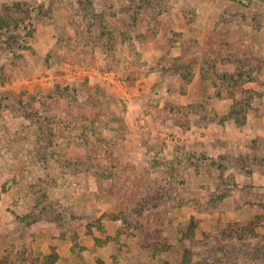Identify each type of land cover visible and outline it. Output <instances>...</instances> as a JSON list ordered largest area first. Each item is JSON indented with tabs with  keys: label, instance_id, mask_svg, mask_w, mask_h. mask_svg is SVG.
I'll list each match as a JSON object with an SVG mask.
<instances>
[{
	"label": "rangeland",
	"instance_id": "1",
	"mask_svg": "<svg viewBox=\"0 0 264 264\" xmlns=\"http://www.w3.org/2000/svg\"><path fill=\"white\" fill-rule=\"evenodd\" d=\"M4 255L264 264V0H0Z\"/></svg>",
	"mask_w": 264,
	"mask_h": 264
},
{
	"label": "trees",
	"instance_id": "2",
	"mask_svg": "<svg viewBox=\"0 0 264 264\" xmlns=\"http://www.w3.org/2000/svg\"><path fill=\"white\" fill-rule=\"evenodd\" d=\"M15 28L18 29L19 28L18 25H15ZM230 76H232V75H230ZM233 77H235V76H233ZM233 77H230V78H233ZM223 78H226V75H223L221 77V80H223ZM191 226H193V223H191L190 228H191ZM239 228H240L239 231L240 232H243V233L247 230V229H244L245 227H239ZM52 254H53V258L56 260L57 259V256L54 253H52ZM44 258L48 262L49 259H50V256L49 257L48 256H45ZM0 264H10V258H8V256H6V255L0 257ZM164 264H166V263H164Z\"/></svg>",
	"mask_w": 264,
	"mask_h": 264
},
{
	"label": "crops",
	"instance_id": "3",
	"mask_svg": "<svg viewBox=\"0 0 264 264\" xmlns=\"http://www.w3.org/2000/svg\"><path fill=\"white\" fill-rule=\"evenodd\" d=\"M162 84H164V86H166L167 87V84L165 83V82H163ZM165 87V88H166ZM162 95H165V97L163 96V100L165 99V100H167V101H171V102H173L174 100H176V101H178L179 100V102L181 103V104H185L186 102H184L183 101V99L185 98H182V97H180L179 99H177V98H175L174 97V95H172L171 94V96H168V95H166V93L164 92V90H163V93H162ZM173 99V100H172ZM163 100H161V102H159V106H161L162 104H163Z\"/></svg>",
	"mask_w": 264,
	"mask_h": 264
}]
</instances>
